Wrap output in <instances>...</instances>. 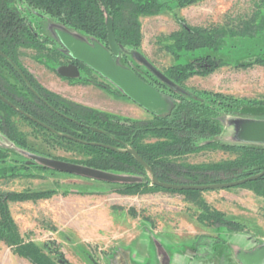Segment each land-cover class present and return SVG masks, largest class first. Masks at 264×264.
Segmentation results:
<instances>
[{
	"label": "rangeland",
	"instance_id": "374dc122",
	"mask_svg": "<svg viewBox=\"0 0 264 264\" xmlns=\"http://www.w3.org/2000/svg\"><path fill=\"white\" fill-rule=\"evenodd\" d=\"M159 1L168 6L156 15L140 17V44L134 48L121 46L119 63L154 81L153 73L136 55L144 56L163 73L173 65L192 63L211 55L215 70L207 74L195 72L178 86L202 95L207 93L210 97L220 95L219 99L232 103L231 107L225 105L221 109L224 128L211 141L239 142L238 121H264V29L251 37L228 36L219 51L206 47L176 49L170 35L184 24L240 28L255 16L259 5L264 16V0H199L184 7H179L175 0ZM21 8L36 32L50 40L47 49L18 51L19 62L40 85L71 102L121 119L142 124L153 119L150 112L124 98L122 92L119 96L111 95L89 81L84 84L66 80L55 72L57 64L53 56L56 52H66L56 37L55 28L66 29L90 43L97 41L107 45L105 41L65 25L50 14L37 13L25 5ZM1 75L18 94L32 97L22 80L9 70H2ZM93 79L103 82L95 75ZM12 119L28 147L53 156H84L54 147L29 120L16 114ZM157 140L155 136H148L144 142ZM0 148L4 151L0 172L5 174L0 177V192L46 193L37 198L9 201L10 212L21 234L46 251L62 252L72 264H161L166 255L171 264H239L236 258L256 253L264 255V197L246 186L186 194L151 184L137 191H126L119 184L28 168L25 164L28 160L19 153L20 146L1 129ZM238 155L220 146L205 145L194 152L169 156V159L184 166H199L230 161ZM9 169H13L12 175H7L11 174ZM182 177L180 180L186 181ZM214 211L220 214L222 222L210 225L209 215ZM223 220L243 225L237 226L244 231L230 229ZM0 264L31 263L0 241Z\"/></svg>",
	"mask_w": 264,
	"mask_h": 264
},
{
	"label": "trees",
	"instance_id": "16d2710c",
	"mask_svg": "<svg viewBox=\"0 0 264 264\" xmlns=\"http://www.w3.org/2000/svg\"><path fill=\"white\" fill-rule=\"evenodd\" d=\"M196 1L199 0H175V3L179 7H184ZM22 5L37 13L50 14L65 25L84 30L106 43L107 18L111 17L119 45L133 48L140 44L142 37L140 17L156 15L168 6L159 0H0V66L1 64H19L18 49L20 47L37 49L44 47V41L28 21V17L21 8ZM260 11L261 6L259 5L255 16L242 23L240 28L194 27L184 24L180 30L170 35V39L174 42V47L180 50L206 47L219 51L223 48L228 36L251 37L261 32L264 29V16ZM171 49L169 48L170 51ZM213 60V57L208 55L192 63L173 65L166 70L164 74L173 84H176L175 86L170 85L175 95L164 94L163 97L168 103V111L155 116L151 121L144 122L145 125L136 120L121 119L76 104L47 90L35 81L36 92L43 96L47 105L54 107L55 111H51L40 101L35 108V102L29 101L26 97L21 98L24 104L19 105L28 112L35 111L36 118L51 127L48 129L30 121L42 133L45 141L51 142L56 148L82 154L84 155L82 158L53 156L28 147L24 135L16 131L12 119L14 111L9 106H7L4 134L19 145L24 152L62 159L109 172L137 176V180L133 182H113L123 186L126 191H137L139 188L150 186L153 184L152 175L160 181L170 183L211 184L230 182L261 173L264 171V147L211 141L214 136L220 135L223 131L221 109L225 105L231 107L233 104L219 99L220 95L210 97L207 93L202 95L178 86L183 79L195 72L207 74L215 70ZM8 69L16 71V68L12 66ZM1 77L3 78L0 74ZM5 83L9 92L7 96L10 98L11 94L17 91L6 80ZM174 87L179 89L176 90ZM30 94L31 98H35L33 92ZM63 114L101 128L103 131H87ZM148 136H155L158 140L147 144L144 139ZM202 140L207 142L202 144L200 143ZM205 145L220 146L223 149L233 150L239 155L230 161L199 166H184L169 159V156L194 152ZM125 146L134 148L150 166L151 172L141 165L125 149ZM3 154L4 151L0 148V158ZM22 156L29 160L26 155ZM25 164L28 168L53 170L38 162L25 161ZM8 171H11V174L9 172L7 175L13 174V169ZM2 175L5 174L0 172V177ZM182 176L186 181L180 180L183 179ZM241 186H246L257 195L264 197V175ZM154 187L162 188L157 185ZM172 191L186 194L200 192V190ZM45 194L44 192H0V241L11 247L14 254L27 259L31 264H72L62 252L51 249L46 251L34 241L26 240L10 212L9 201H23ZM209 216L210 225L222 222L220 214L215 211ZM224 222L230 229L244 231L243 227L239 229L237 226L241 224L233 220Z\"/></svg>",
	"mask_w": 264,
	"mask_h": 264
},
{
	"label": "water",
	"instance_id": "95a60500",
	"mask_svg": "<svg viewBox=\"0 0 264 264\" xmlns=\"http://www.w3.org/2000/svg\"><path fill=\"white\" fill-rule=\"evenodd\" d=\"M107 30L108 47L107 45L101 44L97 41H93L92 43H90L89 41H86L79 37L77 34L61 27L55 28V34L57 39L66 49V52L70 57L88 65L90 68L101 74V76L108 79L124 95L129 97L131 100H133L135 103H137L139 106H141L151 114L159 116L166 113L168 111V103L165 98L161 95V93L157 89L152 87L150 84L145 82L134 70L124 67L119 63V57L121 55V46L119 45L115 36L114 24L111 17L107 18ZM136 56L137 60L142 64L147 65L150 71L157 78H159L161 81L168 85L173 84V82L163 72L158 70L144 56L140 54ZM57 73L62 77H77L79 75V69L74 65L60 66L57 68ZM10 104L14 107L12 103ZM21 113L25 114L33 121L41 124L42 126L51 129L50 126L39 121L38 119L24 113L23 111H21ZM238 123L240 124V129L238 133L239 142L226 144H240L264 147V121L254 122L240 120L238 121ZM102 146L112 148L108 145ZM128 151L138 160L141 165H143L149 172H151L150 166L134 148H128ZM19 153H21L22 155H26L29 158L28 163L38 162L44 167H48L63 173H69L110 183L133 182L137 180V177L128 174L109 172L79 163H74L53 157H47L30 152H24L22 149L19 151ZM263 175L264 171L239 180L211 184L170 183L160 181L159 179H157V177L152 175V182L154 185H157L164 189L172 190H219L243 185L249 181L257 180ZM166 256L167 257L165 258L162 257L163 259L161 264H171L169 255ZM236 259L239 264H264V255L260 253Z\"/></svg>",
	"mask_w": 264,
	"mask_h": 264
},
{
	"label": "flooded vegetation",
	"instance_id": "af4514ba",
	"mask_svg": "<svg viewBox=\"0 0 264 264\" xmlns=\"http://www.w3.org/2000/svg\"><path fill=\"white\" fill-rule=\"evenodd\" d=\"M28 21L31 23V21L28 19ZM32 25V24H31ZM33 27V26H32ZM36 31V30H35ZM38 34V36L41 37V39L44 41V47L43 49H47L48 45L50 44V40L48 37L46 36H41L39 35L38 32H36ZM108 47V45H107ZM22 48H25V47H20L19 49H22ZM18 49V51H19ZM28 49H36L38 50L37 48H34V47H28ZM43 49H40V50H43ZM19 59V58H18ZM54 59V62L57 64V68L60 67V66H69V65H74L76 66L78 69H79V75L77 77H71V78H67V77H62L61 75H59L57 73V68L55 69V72L57 73V75L63 79H66V80H78V81H81L82 83L85 84V82L87 83V81L90 82V84H93L95 86H99L101 88H104L106 89L111 95H115V96H119L121 95V91L117 88V89H114L112 88V83L104 78L103 76H101V74H99L98 72H96L95 70H93L92 68H90L88 65L82 63V62H79L75 59H73L72 57H70L68 55L67 52H56V55L53 56ZM149 72L150 69L147 65L143 64ZM10 66L16 68L14 70L12 69H8L10 68ZM9 70V72H11L13 75L17 76L18 78H20L23 82V85L25 86V89L27 88V90L29 92H33V96H35V98H29L28 96H25L26 98H28L29 101L31 102H35V108H37L38 106V101L40 102H43V104H45L46 106L49 107V105H47V102L43 99L44 97L43 96H40L38 95V93L36 92V89L34 87L35 85V81L37 83H39L36 78L28 71V69L25 68V66L23 64H21V62H19V64H1L0 66V74H2V70ZM134 70V69H132ZM145 82H147L148 84H150L152 87H154L155 89H157L161 95L163 96L164 94L165 95H175L174 91L172 90L171 91V87L170 85L164 83L163 81H161L159 78H157L154 74V81H151L149 79H147L146 77L142 76L139 72H137L136 70H134ZM85 76V79L82 78V76ZM93 75L97 76V77H100L103 82H97L95 79H93ZM0 129L2 132H5V129H6V118H7V106H9L10 108L13 109V114H16V115H19L23 118H26L27 120L29 121H33L31 118H29L28 116H26L25 114H22L21 111H23L24 113L36 118V114L37 113H34L35 111L32 112H28L26 110H24L21 106L24 104L22 103V100L21 98L24 97V96H21L20 94H18L17 92H14L13 94H11V97L8 98V88H7V85L5 83V80L3 81V78L1 77L0 78ZM4 82V83H3ZM173 86H175L176 84H172ZM115 86V85H114ZM176 90L179 89L178 87H174ZM124 98L134 102L133 100H131L129 97H127L126 95H124ZM70 101V100H69ZM12 103L14 105V107L10 104ZM135 103V102H134ZM21 104V106L19 105ZM77 104V103H76ZM136 104V103H135ZM81 105V104H79ZM83 106V105H82ZM87 107V106H85ZM141 107V106H140ZM51 109V111H55V108L50 106L49 107ZM90 108V107H89ZM142 108V107H141ZM94 109V108H92ZM34 110V109H33ZM96 110V109H95ZM98 111H101V112H105V111H102V110H98ZM147 111V110H146ZM105 113H108V112H105ZM110 114V113H108ZM64 116H66L67 118H69L71 121L77 123L78 125H81L82 128H84L85 130L89 131L91 130L92 132H101L103 131L101 128H98L96 126H92V125H89L81 120H78L70 115H66V114H63ZM110 115H113V116H116L114 114H110ZM153 119L155 116L157 115H153ZM119 117V116H117ZM37 119V118H36ZM39 120V119H38ZM40 121V120H39ZM151 121V120H149ZM35 122V121H33ZM42 122V121H41ZM37 123V122H35ZM44 123V122H43ZM39 124V123H38ZM46 124V123H45ZM41 125V124H40ZM47 125V124H46ZM42 126V125H41ZM44 127V126H43ZM96 130H95V129ZM126 145V144H125ZM128 148H131L129 146H125V149L128 150ZM129 152V151H128ZM180 184H191V183H180Z\"/></svg>",
	"mask_w": 264,
	"mask_h": 264
}]
</instances>
